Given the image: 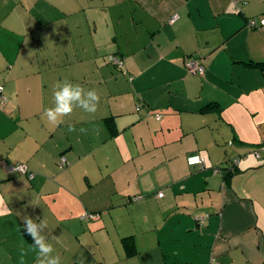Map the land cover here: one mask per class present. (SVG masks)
I'll return each mask as SVG.
<instances>
[{"label": "crops", "instance_id": "crops-1", "mask_svg": "<svg viewBox=\"0 0 264 264\" xmlns=\"http://www.w3.org/2000/svg\"><path fill=\"white\" fill-rule=\"evenodd\" d=\"M64 81L101 103L54 127ZM0 85V264L33 242L25 216L62 264H264V0H0Z\"/></svg>", "mask_w": 264, "mask_h": 264}, {"label": "clouds", "instance_id": "clouds-1", "mask_svg": "<svg viewBox=\"0 0 264 264\" xmlns=\"http://www.w3.org/2000/svg\"><path fill=\"white\" fill-rule=\"evenodd\" d=\"M54 107L48 108L44 112L47 121L54 127H59L66 123L65 118L71 117L77 108L82 109L90 116H95L101 103V96L95 89H86L79 83L70 81L57 82L53 90ZM74 125H68V132H75ZM98 133L99 129H95ZM82 134H87L88 129L81 128ZM11 210L0 198V217L8 215ZM39 220V222H37ZM34 220L29 216L23 217L24 232L33 241L27 247L22 239L18 248L19 264H26V257L33 255L34 264H62L61 257L56 253L54 245L50 239L59 240V237L45 234L49 228L46 218Z\"/></svg>", "mask_w": 264, "mask_h": 264}, {"label": "built area", "instance_id": "built-area-1", "mask_svg": "<svg viewBox=\"0 0 264 264\" xmlns=\"http://www.w3.org/2000/svg\"><path fill=\"white\" fill-rule=\"evenodd\" d=\"M234 1L237 4V10L238 11L241 10V8H243V6L245 4H247V2H248V0H234ZM110 61L112 64H114L119 69H122L124 67L123 59L119 58L118 56H115V55L110 56ZM186 67H187L188 71L194 75H203L205 73L204 67L199 62H197L196 60H193V59H189L187 61ZM7 101L8 100H7L6 96L4 95L3 85H0V107H4L7 104ZM138 110H140V108H138ZM187 162H188V165L190 167H196V168L199 167L200 169H202L205 166V161H204L203 157H201L200 155L190 156L188 158ZM237 163H238V160L235 159L232 163V166H237L236 165ZM59 165L62 168L68 165V162H67L65 157L60 158ZM16 169L20 173L26 172L25 166H18ZM214 173L220 174L221 170H219L218 168H215ZM163 195H164L163 192H160V193H158L157 197L161 198V197H163ZM208 217H209L208 215H202V216L197 217L196 220L200 226H204ZM210 264H221V263H219L218 261L212 260L210 262Z\"/></svg>", "mask_w": 264, "mask_h": 264}, {"label": "trees", "instance_id": "trees-1", "mask_svg": "<svg viewBox=\"0 0 264 264\" xmlns=\"http://www.w3.org/2000/svg\"><path fill=\"white\" fill-rule=\"evenodd\" d=\"M240 12H242V8H241V10H239ZM250 24V27H255L256 25L254 24V22H250L249 23ZM189 59H193V60H196L197 62H199L203 67H204V69H205V66L203 65V63L201 62V60H199V59H197V58H189ZM188 59V60H189ZM187 60V61H188ZM187 63V62H186ZM190 74H192V73H190ZM192 75H194V74H192ZM205 75V73L203 74V75H195V76H197V77H202V76H204ZM216 108V104L215 103H209V104H207L205 107H203V109L201 110L202 112L203 111H209V110H214ZM108 122H109V127H110V129H111V133L112 134H116L117 133V129L115 128V124L113 123V120H112V118L111 119H108ZM256 154H258V152H255V155ZM195 155H198V154H195ZM192 156V155H191ZM201 156V155H200ZM190 157V156H189ZM188 157V158H189ZM202 157V156H201ZM188 158H187V160H188ZM204 159V158H203ZM204 161H205V159H204ZM240 163V162H239ZM187 164H188V162H187ZM189 166V165H188ZM232 163H228L227 165H221V166H219V167H217L219 170H221V173L220 174H218V175H223V177L227 180V181H229L236 173H237V166H232ZM190 167V166H189ZM205 167H206V163H205V166L201 169V170H203V169H205ZM191 168H194V167H191ZM198 169H200L199 167H197ZM206 215H208V214H206ZM209 216V215H208ZM197 218V217H196ZM209 218V217H208ZM197 224H198V222H197ZM199 225V224H198ZM205 225V224H204ZM200 226V225H199ZM200 227H203V226H200Z\"/></svg>", "mask_w": 264, "mask_h": 264}, {"label": "water", "instance_id": "water-1", "mask_svg": "<svg viewBox=\"0 0 264 264\" xmlns=\"http://www.w3.org/2000/svg\"><path fill=\"white\" fill-rule=\"evenodd\" d=\"M258 155V156H257ZM258 159L261 157V155L258 153V154H256L255 155ZM237 160H238V163L236 164V165H239V162H240V159L239 158H236ZM235 160V159H234ZM234 160H232L230 163H233V161Z\"/></svg>", "mask_w": 264, "mask_h": 264}]
</instances>
